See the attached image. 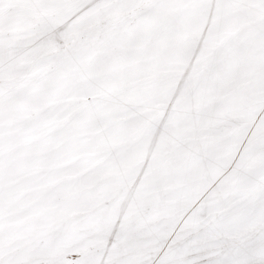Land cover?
<instances>
[{"label": "snow or ice", "instance_id": "6c2138e0", "mask_svg": "<svg viewBox=\"0 0 264 264\" xmlns=\"http://www.w3.org/2000/svg\"><path fill=\"white\" fill-rule=\"evenodd\" d=\"M0 264H264V0H0Z\"/></svg>", "mask_w": 264, "mask_h": 264}]
</instances>
